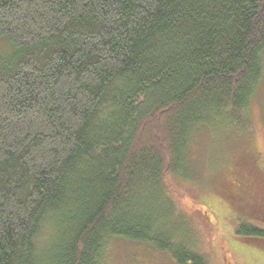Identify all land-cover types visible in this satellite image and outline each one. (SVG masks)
Instances as JSON below:
<instances>
[{
	"label": "trees",
	"instance_id": "16d2710c",
	"mask_svg": "<svg viewBox=\"0 0 264 264\" xmlns=\"http://www.w3.org/2000/svg\"><path fill=\"white\" fill-rule=\"evenodd\" d=\"M263 56L264 0H0V264L264 262Z\"/></svg>",
	"mask_w": 264,
	"mask_h": 264
},
{
	"label": "rangeland",
	"instance_id": "374dc122",
	"mask_svg": "<svg viewBox=\"0 0 264 264\" xmlns=\"http://www.w3.org/2000/svg\"><path fill=\"white\" fill-rule=\"evenodd\" d=\"M251 116H250V126L253 130L254 137L258 145L262 148L264 152V56H263V77L262 81L259 85V88L257 90L256 95L252 98L251 101ZM207 155L210 158L209 164L207 168L205 167ZM214 152L209 151V149H206V152L204 154L205 162L202 166L201 172L202 176L201 179H203L202 183L205 185L206 183L210 186H207L206 189L211 191V186H214L215 178H216V171L218 172V168L220 167L221 163L216 160ZM213 190H219L222 191L220 188L215 187ZM208 207L213 211L215 216L220 220L224 218V214L221 211L219 205L214 201H208ZM207 209V208H206ZM233 212V211H232ZM235 216H237V213H235ZM261 226V225H260ZM226 227L220 226L221 231H225ZM52 234L47 232L44 236L46 243H49V240L52 239ZM236 244L239 245L241 248L248 250V251H257L255 248L250 246H245L236 241ZM112 246V263L113 264H176L174 261L170 258H167V256H164L159 253H155L150 249L148 245L145 244H139V243H132L128 241H114ZM208 249L204 251H209V246H207ZM212 254V252H210ZM242 257L240 260L237 258V263L234 261L230 262V264H264L263 260L254 259L252 255H249L247 252H241L240 253ZM252 257V258H251ZM215 264V263H214Z\"/></svg>",
	"mask_w": 264,
	"mask_h": 264
}]
</instances>
